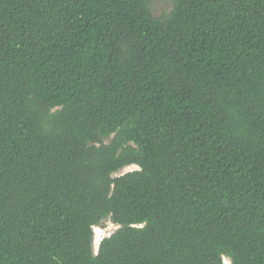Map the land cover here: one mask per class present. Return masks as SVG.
Here are the masks:
<instances>
[{
  "label": "trees",
  "instance_id": "obj_1",
  "mask_svg": "<svg viewBox=\"0 0 264 264\" xmlns=\"http://www.w3.org/2000/svg\"><path fill=\"white\" fill-rule=\"evenodd\" d=\"M171 1L0 0V264H264V0Z\"/></svg>",
  "mask_w": 264,
  "mask_h": 264
},
{
  "label": "rangeland",
  "instance_id": "obj_2",
  "mask_svg": "<svg viewBox=\"0 0 264 264\" xmlns=\"http://www.w3.org/2000/svg\"><path fill=\"white\" fill-rule=\"evenodd\" d=\"M149 5L151 7L152 13L154 17L160 18L166 14H169L173 9V3L171 0H148ZM110 140H106V144L110 143ZM139 170L137 166H130L127 167L117 174L114 175V177L125 175L129 172ZM119 229V226L113 224L110 220H106L102 226L95 227L94 228V249L95 253L98 251V247L100 242L113 235L117 230ZM224 264H231V261L228 258H224Z\"/></svg>",
  "mask_w": 264,
  "mask_h": 264
}]
</instances>
